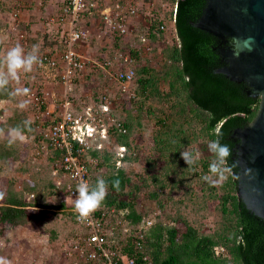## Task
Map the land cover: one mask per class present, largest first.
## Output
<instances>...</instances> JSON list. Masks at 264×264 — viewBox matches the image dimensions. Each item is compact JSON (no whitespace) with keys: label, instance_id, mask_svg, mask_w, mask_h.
<instances>
[{"label":"trees","instance_id":"16d2710c","mask_svg":"<svg viewBox=\"0 0 264 264\" xmlns=\"http://www.w3.org/2000/svg\"><path fill=\"white\" fill-rule=\"evenodd\" d=\"M166 1L172 5L177 4V0ZM0 7L3 11V4H0ZM12 9L5 8L6 11L18 15L19 9H14V11ZM175 10L170 11V19L174 27ZM160 24L161 21L151 20L148 27L146 37L153 45L159 37H163L164 30L159 28ZM175 32L176 43L165 50L166 66L163 72L143 66L135 70L134 74V78L137 76L141 93L147 92L146 96L158 100L163 105L162 109L156 110L160 113L155 115L159 130L153 138L154 150L143 158V168L135 170L134 164L139 160L138 154L130 149L127 142L131 125L126 124L123 120L120 124L121 127H124V131H120L115 127L114 122L109 126V136H112L110 140H113L114 136L116 144L126 147L124 155L117 157L111 152L99 155L101 160L97 166L98 168L104 167L105 172L100 176H95L90 168V186L95 184L98 177H102L107 182V196L98 211L105 210L114 219L123 217L122 220L124 219L129 228L128 233L123 240H121L119 231L113 232V235L116 243L123 242L125 244L123 252L133 258L136 264H243L238 251L239 239L242 251H244L245 244L242 235V219L238 209L237 174L227 162L230 171L226 172L225 178L217 186L206 182L203 177L210 174V164L214 159L208 149V143L217 139V131L222 122L232 115H241L249 123L257 113L260 97L257 96L245 111L224 114L210 127H207L212 113L202 108L189 96L176 27ZM1 48L2 43L0 42V52ZM0 61H2L1 56ZM162 81L165 82L162 84L165 87H162ZM8 99H12V91L7 84L5 88L0 89V100ZM141 102L143 103V101ZM33 107L35 108L34 104ZM41 107L44 108V106ZM109 115L113 116L112 110L109 111ZM25 121L29 120L25 116L17 114L12 120L7 119L4 125L0 124V175L3 174V168L9 166L8 158L11 157L19 163L22 152L19 139L9 145V138H5L1 134L6 129L19 128L21 134L26 137L34 134V140L39 143V154L47 152L46 158L53 163L51 170L48 168L50 176L54 170V162L61 157V151L51 147L42 148L46 140L41 131L38 133L39 136L35 134L34 122L38 123L37 119L30 121L27 126H25ZM192 142L197 143V147L192 149L191 153L199 150L202 156L193 166L188 167L180 153L185 151L184 148ZM91 154L97 156L96 151ZM118 160L119 163H117ZM40 167V170L35 171L31 176L32 184L27 182L21 188H17L15 181L10 179V189L6 192L0 191V197L4 196L3 202L0 204V223L4 225L2 229L7 228V224L14 225L23 222L27 206L64 208L63 202L56 204L45 202L47 193L45 192L43 174L45 175L46 172L45 166L40 165ZM199 167L200 170H198ZM19 169L21 172L29 170L26 164H21ZM198 178L203 183L202 195L194 197H203V200L216 198L219 202L221 223L213 232L201 233L192 219L189 220L181 215L174 220V222L181 220L183 222L181 226L174 223L169 225L156 220L146 229H142L144 220L147 218L145 215L153 210V203L156 202L157 207H162L160 198L165 193L164 189L168 186V182H171V187L176 188L187 182L199 181ZM66 187V181L60 187L54 186L58 191L65 190ZM144 190L145 192H143ZM25 194L33 195L31 203L24 200ZM138 198L144 202L143 208V205H139ZM188 198L192 200L193 193L188 195ZM205 203L206 200L202 209L206 208ZM70 214L74 219L75 213L71 212ZM137 232L142 233L141 238L138 237ZM137 241L141 243V247L137 245ZM218 245L224 248L226 254H216L214 247Z\"/></svg>","mask_w":264,"mask_h":264},{"label":"rangeland","instance_id":"374dc122","mask_svg":"<svg viewBox=\"0 0 264 264\" xmlns=\"http://www.w3.org/2000/svg\"><path fill=\"white\" fill-rule=\"evenodd\" d=\"M27 1L0 0V4H3L4 7L2 8L3 11H1L2 6L0 7V42L2 43L0 56L2 60L7 51L17 44L23 47L25 53L31 51L34 45L38 46V57L45 52L60 54L67 45L64 39L58 41L55 46L47 40V38L50 39V36H53L57 28L52 24L40 22L41 18L30 21V15H27L28 9H31L34 5L37 6L38 1L36 3V0ZM137 1L135 5L137 6V15L132 19L130 25L133 30L128 35L120 37L109 34V32L102 34H105V39L110 36L114 41L127 38L124 42V48L120 49L123 53L119 59L124 62L122 59L128 55L131 61L123 63L124 68L132 67L135 71L145 66L151 70L156 69L163 72L166 66L165 50L176 43L177 38L173 22L170 19V11L173 9V5L166 0ZM23 2L24 4L22 5ZM66 2L67 0H55L50 2L49 7H52L51 3L54 6L58 4L60 7ZM31 5L32 7H30ZM7 7L13 8L12 11L19 9L18 15L15 16L12 11L10 13L8 10L7 13L5 10ZM36 13L32 17H39L37 10ZM151 20L161 21V24L164 25L163 37H159L157 42H153L154 45L146 37ZM26 21L30 22L27 23ZM37 32L39 33L38 35ZM58 34V37H60V32ZM140 35L145 37V41L140 39ZM105 39L103 38V40ZM79 44H82V42ZM76 46L78 44H74V47ZM117 66L113 61L111 64L103 65V67L90 62L79 78L65 85L58 78L57 70L47 68L41 65L39 61L33 65L30 72L21 70L17 79L9 81L8 85L11 87L12 99L0 100V124L4 125L7 119L12 120L17 114L25 116L31 122L33 119L36 120L37 111L33 107L32 98L29 96L31 92H35L41 97L46 92L49 94L52 92V95H49L51 98L47 99L45 105L48 104L50 107L52 103L58 104L62 100L68 99L72 103V108L76 111H81L91 103L94 104V102L99 104L102 98H106L113 114L112 117L109 116L108 123L112 122V120H120L119 122L124 120L126 124L131 125V132L127 142L130 149L138 154L139 160L134 164V169L140 170L144 166L143 158L154 150L153 138L159 130L155 115L160 113L156 110L162 109L163 105L158 100L146 96L147 92L141 93L137 76L127 84L117 81L114 74ZM0 70L6 71L2 63ZM164 83L162 81L161 85ZM162 87H165V85H162ZM24 89H27L26 94L23 92ZM17 90L20 91L17 92ZM45 97L47 96L45 95ZM21 102H26V107L23 109L19 107ZM34 129L35 134L38 135L40 129L35 122ZM10 130L6 129L1 135L5 138H10ZM33 135L30 137L23 135L24 140H20L22 152L19 163L11 157L8 158L10 160L9 166L4 167L2 170L3 174L0 175V191L6 192L10 189V179L15 181L17 188H21L27 182L32 184L31 176L35 171L40 170V165H43L46 172L45 175L43 174L45 192L47 193L46 198L51 199L55 196L56 202L50 204L63 202L65 205L63 209L27 206L23 222L14 225L7 224V228L3 229L4 225L0 223V257L4 258L7 264H85L78 260L77 257L73 258V255L66 254L75 234L81 232L82 228L70 214L74 211L71 210L70 203L72 201L66 196V189L58 191L54 188V176H49L53 163L46 158L47 152L38 153L39 143L34 140ZM116 143L113 136V140L108 144L107 148L109 150L113 149L117 145ZM196 147L197 143L192 142L184 150L191 152ZM104 153L106 151L102 154ZM197 153L199 154L198 159H200L202 154L199 150L193 151L192 154L196 156ZM98 163L91 165V171L95 176H100L105 172L104 167L98 168ZM21 164H26L29 169L28 172L20 171ZM198 170H200V167ZM224 178L214 177L216 180L214 185L217 186ZM199 181L187 182L176 188L171 187V182H168V186L164 189L165 193L160 198L162 207H157L156 202L153 203V210L145 216L150 218L152 222L160 220L169 225L174 223L181 226L183 224L181 220L174 222L175 218L178 219V216L181 215L189 218V220L192 219L199 227L201 233L208 234L213 232L221 223L219 202L216 198H205L206 208L202 209L205 200H203V197H194L202 195L201 187L203 183H201L200 179ZM191 193H193L192 200L188 198ZM3 198L4 196L2 195L0 204L3 202ZM24 200L31 203L33 195L25 194ZM137 201L139 205H143V208L144 202L140 198ZM112 231L114 233L119 231L121 237L123 235L121 227Z\"/></svg>","mask_w":264,"mask_h":264},{"label":"water","instance_id":"95a60500","mask_svg":"<svg viewBox=\"0 0 264 264\" xmlns=\"http://www.w3.org/2000/svg\"><path fill=\"white\" fill-rule=\"evenodd\" d=\"M175 27L189 96L212 113L207 127L260 97L249 123L232 115L216 138L237 174L239 254L243 264H264V0H177Z\"/></svg>","mask_w":264,"mask_h":264},{"label":"built area","instance_id":"2783aa9c","mask_svg":"<svg viewBox=\"0 0 264 264\" xmlns=\"http://www.w3.org/2000/svg\"><path fill=\"white\" fill-rule=\"evenodd\" d=\"M104 1L67 0L62 8L63 15L67 16L70 22V29L64 37L67 45L60 54L45 52L39 56L40 64L57 70L61 83L65 85L79 78L90 63L89 59L84 58L73 47V44L87 37V31L77 25L78 20L85 13L98 12L99 18L113 35L124 37L133 30L130 25L131 18L137 15V7L126 0H111L110 6L100 10ZM175 8L176 4L174 10ZM159 28L164 29V25L160 24ZM139 37L144 39L142 35ZM123 61L122 64L128 63L131 58L126 55ZM122 64H119L115 70V79L127 84L135 73L132 67L124 68ZM49 95H52V92L50 94L46 92L42 97L35 92L29 94L37 111V127L46 140L42 148L51 147L61 151V157L54 162L52 172L54 185L60 187L65 181L67 182L66 196L72 201L70 206L74 211V199L78 195L77 185L82 181L90 185V168L91 165L98 163L99 155L104 151L111 152L117 157L124 155L126 147L122 144H117L111 150L107 148L111 142L109 126L115 122L118 130L124 131V127L114 120L108 123L111 108L106 98H102L99 104L94 102L81 111H76L68 99L58 104L52 103L50 107L48 104L45 105L47 99L51 98ZM94 151L97 152V156L91 154ZM98 210L83 222L78 219L74 211L75 221L81 226L82 231L75 234L66 254L73 255V258L77 257L85 264H136L133 258L123 252L125 244L116 243L113 235L112 230L118 227L122 228L121 240L128 233L129 228L124 219L122 220L123 217L114 219L107 211ZM151 223V219L146 218L142 229ZM137 234L138 237H142V233L137 232ZM136 243L141 247L140 242ZM214 250L216 254H226L224 248L219 245L215 246Z\"/></svg>","mask_w":264,"mask_h":264},{"label":"clouds","instance_id":"9594fccd","mask_svg":"<svg viewBox=\"0 0 264 264\" xmlns=\"http://www.w3.org/2000/svg\"><path fill=\"white\" fill-rule=\"evenodd\" d=\"M174 6L175 3L173 5V10ZM143 41H145V37ZM38 62V46L36 45H34L31 51L27 53H25L23 47L19 44L9 49L3 60L0 61V63H2L6 68V71L0 70V89L5 88L10 80L17 79L19 71L23 70L24 72H30L33 68V65ZM19 91L20 90H17V92ZM23 92L26 94L27 89H24ZM19 107L22 109L26 107V102H21ZM24 123L25 126H27L30 124V121H25ZM217 135H221V133L217 132ZM9 137V145L14 143L17 139L21 141L24 140V136L21 135L19 128L11 129L9 132ZM208 149L210 153L213 154L214 159L212 160L209 168L211 175L205 176L203 179L210 184H215L216 180L214 177L224 178V173L230 171V169L227 167V160L232 155V151L226 144H221L219 139L210 141L208 143ZM180 155L188 167L193 166L199 157L198 153L196 156H194L187 150L181 151ZM233 163H235V161H233ZM107 188V182L102 177H98L95 184L92 186L83 181L77 185L76 192L78 195L74 199V211L80 221H86L95 211L100 208L107 196ZM45 202L55 203L56 197L53 196L51 199L46 198ZM0 264H7V261L0 257Z\"/></svg>","mask_w":264,"mask_h":264},{"label":"crops","instance_id":"0c3cea01","mask_svg":"<svg viewBox=\"0 0 264 264\" xmlns=\"http://www.w3.org/2000/svg\"><path fill=\"white\" fill-rule=\"evenodd\" d=\"M54 1L55 0H36L35 3L37 2L38 5L37 6L34 5L33 7L31 5L30 6L32 7L31 9L27 8L28 9L27 15L28 16L30 15L29 16L30 21L36 20V18L37 19L41 18L40 22H46L49 25L52 24L53 26H55V28H57L53 36L52 37L50 36V39L47 38V40H49V42L51 43L53 42L52 44H54L55 46L57 42L64 39L65 35L68 33V30L70 29V22H69V18L67 16H64L62 13V8L64 5L59 7L58 4L57 5L55 4L54 6L51 3L52 7H49L50 2H54ZM110 1L111 0H105L103 2V5L100 7V10L105 6H110L111 5ZM126 2H129L131 5L135 6L136 2L138 1L126 0ZM23 4L24 2L22 3V5ZM43 9L45 10L42 11ZM36 10L38 11L39 17H32V15L36 13ZM51 14L52 16L50 17ZM30 21H26V22L29 23ZM77 25L87 31L86 39L80 41L82 42V44H79L80 42L75 43L78 44V46L76 47H74L73 44V47L76 49L78 53H80V55H82L86 59H89V62H91V64L93 63L94 65L96 64L97 66L100 67H103V65L111 64L112 61L118 65L122 64V62H120L119 57L122 56L123 51H121L120 49L124 48L123 47L125 45L124 42L126 41L127 38H124V40L121 39L122 41L120 39L118 41H114L113 38L109 36L110 38L106 37L107 39H105L104 35L107 34L109 31L105 27L101 19L99 18L98 12L94 11L91 13H85L78 20ZM58 32H60V37H58L59 35ZM102 33L105 34L103 35ZM38 34L39 33L37 32V35ZM109 34L111 33L109 32ZM103 38L106 40V42L105 40H103Z\"/></svg>","mask_w":264,"mask_h":264}]
</instances>
